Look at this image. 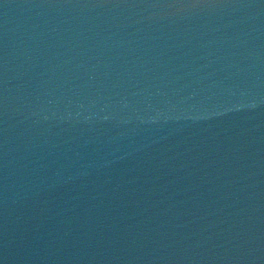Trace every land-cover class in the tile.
<instances>
[{"label":"water","instance_id":"95a60500","mask_svg":"<svg viewBox=\"0 0 264 264\" xmlns=\"http://www.w3.org/2000/svg\"><path fill=\"white\" fill-rule=\"evenodd\" d=\"M0 264H264V0H0Z\"/></svg>","mask_w":264,"mask_h":264}]
</instances>
